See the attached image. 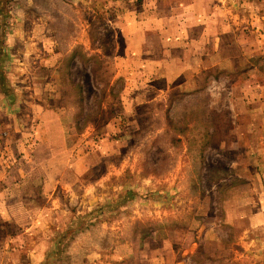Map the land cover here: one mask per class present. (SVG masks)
Returning a JSON list of instances; mask_svg holds the SVG:
<instances>
[{
	"label": "rangeland",
	"instance_id": "obj_1",
	"mask_svg": "<svg viewBox=\"0 0 264 264\" xmlns=\"http://www.w3.org/2000/svg\"><path fill=\"white\" fill-rule=\"evenodd\" d=\"M156 1L0 0V165L40 168L23 188L37 219L0 220L25 249L7 243L0 264H264L249 220L264 214V0H210L221 54L141 86L119 65L125 28ZM189 1L160 0L170 37Z\"/></svg>",
	"mask_w": 264,
	"mask_h": 264
},
{
	"label": "crops",
	"instance_id": "obj_2",
	"mask_svg": "<svg viewBox=\"0 0 264 264\" xmlns=\"http://www.w3.org/2000/svg\"><path fill=\"white\" fill-rule=\"evenodd\" d=\"M156 3L157 7L155 10L148 9L146 5L145 10H141L139 13V19L137 21L135 20V24L129 22L125 28L130 31L128 52H126V58H124L119 65L122 67L121 71H124L126 74H131V78H138L133 81L139 83L141 86H145L144 83L150 79L148 77L162 76L166 77L167 81L172 82L184 74H193L195 71L197 72L205 69L208 67L207 61L215 57V54H221L222 49V45L220 44L222 32H218L221 25L218 24V28H213L210 34H207V25H211L209 21L212 18L210 17V14L213 3H210V0H190L189 5L185 6V9L187 10L186 14L193 16L194 21L190 22V24L187 22L182 23V25H180L181 21H179V24L176 26L177 31L173 37H170L171 33L168 32L169 30L163 23L164 19L161 18L162 14H159V8H161L160 0H157ZM200 8H203V13L199 12L198 9ZM178 15L180 16L181 14ZM200 15H202V20H198ZM181 17L183 16L177 18L181 20ZM187 28H189L190 31H193L192 36H184V30ZM52 35L53 43L51 42V44L55 45L57 39L58 42L60 39H56V33H52ZM77 38L78 37L75 33L71 34L68 36V39L65 40L66 45H76L78 43ZM57 52L59 53V50H56L55 53ZM67 55L70 54H63V57ZM56 57V54L50 55L49 63ZM195 75H191V77H195ZM249 87L250 89L247 93L251 95L253 87H251V85H249ZM244 98H247V94ZM51 113L52 112L50 111L49 115ZM60 121L61 117L59 119V125ZM57 124V122L54 123L52 117L45 116L36 124V128L42 132V135L49 137L50 132L57 129L54 127L58 126ZM253 135L255 142L260 139L259 136L256 137V134ZM44 144V142L40 143L39 147ZM253 150H255V153H258L259 148L253 145ZM49 151L50 150H48V152ZM41 155H43V151L40 147L36 152V156ZM39 169V167L29 164L12 166L0 165V220L7 218L16 223L20 222L19 224H22L26 222V215L28 216V214L32 220L37 219L36 216H31V212L28 211V208L26 210L24 207V205L27 204V201L24 199L26 194L23 188L28 185L29 177H31L32 173ZM8 215H10V218L7 217ZM240 215L243 217V214ZM14 217L19 219H15ZM249 220L263 221L264 214L262 217L261 214L253 213ZM217 234V232L211 234L207 231L206 241H209L210 243L221 242L220 240L223 239V235L219 234L218 236ZM0 236V248L5 247L7 243L12 242V244L16 243L19 245L22 250L25 249V246H22L24 244L22 238L27 235L23 233L22 230L16 233V239L14 240L11 238L5 239L2 238V235ZM26 251L28 252L29 250L26 249ZM15 264L22 263L19 260ZM172 264L174 263L172 262ZM175 264H187V261L184 262L179 260Z\"/></svg>",
	"mask_w": 264,
	"mask_h": 264
}]
</instances>
